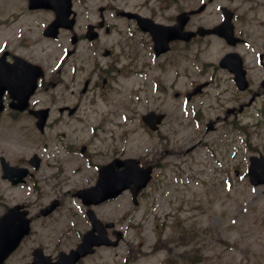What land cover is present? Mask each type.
Masks as SVG:
<instances>
[{"label": "rangeland", "instance_id": "obj_1", "mask_svg": "<svg viewBox=\"0 0 264 264\" xmlns=\"http://www.w3.org/2000/svg\"><path fill=\"white\" fill-rule=\"evenodd\" d=\"M23 3L24 0H0V22L4 18L8 23L0 28V44L3 40L19 42L17 32L30 36L42 21L50 18L48 12L25 15ZM218 3L235 9V27L249 39L237 51L243 54L248 65L255 67L256 54L264 48V0H218ZM31 51L44 59L53 53L46 42ZM212 51L216 59L228 52L229 47L220 40L215 45L213 42ZM153 63L156 67V60ZM212 71L210 67L205 69L204 64L202 80L209 79ZM256 72L260 70L256 69ZM160 77L167 82L172 80L170 74L162 75L157 69L137 78V104L133 105L131 122L123 115L131 113L130 110L107 106L105 102L82 111L86 116L83 118L85 122L77 127L80 140H73V143L87 144L93 133H90L91 129L95 130L92 126L102 123L104 129L94 134L92 146L107 152L119 147L123 155L158 156L164 164L142 194L140 205L131 210L132 230L128 229L121 246L99 249L82 264H123L133 251L137 259L132 264H264V186H252L245 175L250 155L264 154V115L259 114L264 110V96L258 97L255 105L236 119L235 124L219 121L215 131L209 133L205 132L204 119L215 120L217 116L225 115L227 108L236 105L231 102L235 95L228 75L218 73L217 83L192 105L167 98L165 92L156 86L161 84ZM210 80L214 82V78ZM134 82L135 79H131L128 85ZM113 97L116 99L117 93ZM153 106L180 114V125L174 122L169 126L167 123L162 129L169 138L152 136L141 126L140 115ZM198 108L203 114L199 119L194 116ZM104 115L106 119L101 122L100 117ZM120 125L127 133L122 140L116 139L115 135ZM20 129L21 126L0 123V154L19 158L39 152L46 164H53L58 155L72 158L59 153L53 140L46 148L38 149V139L26 141ZM198 141L202 143L195 150L184 148ZM52 170L43 171L42 176L48 177ZM78 173L70 172V168L65 174L57 172L59 180L67 181L68 186H82L94 182L96 177L93 171ZM116 205L123 209L133 207L130 194H124ZM155 219L158 220L156 223ZM178 220L182 221V229L192 236L183 245L177 244ZM155 224L161 226L158 234ZM160 236L163 249L151 250ZM195 250L200 256L198 261L191 263L180 258L182 253L195 256Z\"/></svg>", "mask_w": 264, "mask_h": 264}, {"label": "flooded vegetation", "instance_id": "obj_2", "mask_svg": "<svg viewBox=\"0 0 264 264\" xmlns=\"http://www.w3.org/2000/svg\"><path fill=\"white\" fill-rule=\"evenodd\" d=\"M88 0H82L80 2L82 5L87 4ZM76 0H73V10L76 13L77 22L75 25V30L78 33L77 41L75 43L72 42V34L68 31H64L65 38L68 43L71 42L73 45L67 51L64 60L68 58L75 57L76 60L71 64V68H74V73H71V68L63 69L62 67L55 72L52 79L49 81L53 89L55 90H69L72 95H74L78 99L77 92L80 91L82 95L89 93L90 91L98 88L102 93L101 97L104 99H112L113 92H115V88L122 87L121 84V76L123 73L128 76L129 73L133 74V66H135L134 75H137L138 71V57L127 56L121 54L119 57H113V50H109L106 52L103 46V37L106 34H109L112 30H115V23H112L111 19L106 18L105 12L107 9L103 10V18L104 21L100 22L99 18H94L91 21L80 23L81 16L78 14L76 10H78V2L77 6L75 5ZM114 10L115 8H111ZM168 9V8H167ZM164 9L163 11H165ZM133 11L142 14L143 16H149L151 18H156L157 15L161 16L162 13L154 14V10L149 5L139 4L134 7ZM116 14V13H115ZM167 19L172 20L170 17V13L167 14ZM54 17V15H53ZM132 24L136 25V22L129 20ZM192 20L189 24H191ZM92 24L94 29L98 31V37L95 40L89 39L86 37L85 31L88 26ZM201 23H198L190 28L193 30L197 29ZM214 25L213 23H206V26ZM203 38H195L192 42H174L171 45L170 52L177 51H186L187 47H191L193 44L198 42H202ZM95 47L101 54L98 58H94V52L92 47ZM178 57V55H176ZM129 59V62L124 65L126 59ZM171 59L168 60L167 64L173 61L174 64L178 63L180 59H175L172 56ZM9 62H12L14 56L8 54L7 57ZM166 61V57L164 58V62ZM261 66L264 68V57L260 60ZM125 69V72H124ZM264 70V69H263ZM176 73V72H175ZM177 74L181 76V71H178ZM88 81L87 87L82 89V84L85 81ZM262 90L264 92V88L261 83L257 84V86H252L250 83V87L247 91L251 93H258L256 90ZM246 91V92H247ZM60 94V93H59ZM65 98H50L47 106L51 109V114L55 115V122H58L59 116H72V114L68 112L61 111V108L69 107L65 103ZM40 105L34 104V107L40 108L43 106V102L40 99ZM61 111V112H60ZM62 123H66L62 122ZM65 125H68L67 123ZM121 153V152H120ZM117 151V156L120 155ZM14 186H0V216L3 215L7 209L11 205H21V211H25L27 213L26 218H29V227L30 233L26 236L22 243L20 244L19 249L14 253L13 264H28L33 261L34 252L40 250L41 254L47 257V260L41 261L40 264H55L58 261V256L60 251H66L69 245L75 240L78 239L81 235L82 231H88L92 228L91 220L88 217L78 218L76 220H72L70 217L62 216L61 210L57 207L49 214H43L42 212L47 209V207L51 204L52 201L58 199L60 195V190L58 186H23L26 194L29 193V197L26 196L27 200L22 202H15L13 204H8L7 198V189H11ZM28 187L30 191H28ZM66 193H62V197H65ZM101 205L95 206L94 209L100 207ZM62 207V205H61ZM97 216L100 220L98 225H93L94 232H97L99 229H103L109 237H113L117 229L116 222L107 226V221H105L99 213ZM72 223V224H71ZM73 237V238H72ZM72 241L70 243V240ZM9 259L6 262L1 264H7Z\"/></svg>", "mask_w": 264, "mask_h": 264}, {"label": "water", "instance_id": "obj_3", "mask_svg": "<svg viewBox=\"0 0 264 264\" xmlns=\"http://www.w3.org/2000/svg\"><path fill=\"white\" fill-rule=\"evenodd\" d=\"M68 2V0H29V7L30 8H39V7H52L57 8L61 6L63 3ZM227 15V14H226ZM226 28H218L216 30L219 31L221 35L226 37L229 43L235 44L237 42V39L234 38L233 34V26L231 24V15H229L225 20ZM54 27L52 26L50 30H53ZM177 30H173V32H176ZM223 63L231 67L236 73L238 72L239 76H243L244 71L241 67V60L238 58L237 54H229L227 55ZM239 68V70H238ZM150 116V115H149ZM252 166L249 170L251 181L255 184L257 183H264V158L252 159ZM126 174H123L122 176H118L119 179H115L113 176L114 174H106L103 175L102 180L100 181V185L102 186H109L106 189H104L107 192L115 191L120 188L126 187V183H128L127 180H131L137 183V186H133L132 189H134V196H136L137 192L146 186L150 179V168L147 170H137V169H131L129 171L125 172ZM126 179V180H124ZM99 185V186H100ZM101 191V190H100ZM96 194V193H95ZM15 242L19 240V236L14 239ZM84 248V247H83ZM77 258V255L74 256V259Z\"/></svg>", "mask_w": 264, "mask_h": 264}]
</instances>
